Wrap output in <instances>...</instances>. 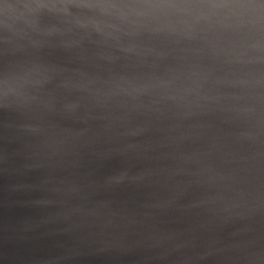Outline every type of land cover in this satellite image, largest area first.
Here are the masks:
<instances>
[{
	"label": "water",
	"instance_id": "1",
	"mask_svg": "<svg viewBox=\"0 0 264 264\" xmlns=\"http://www.w3.org/2000/svg\"><path fill=\"white\" fill-rule=\"evenodd\" d=\"M0 264H264V0H0Z\"/></svg>",
	"mask_w": 264,
	"mask_h": 264
}]
</instances>
